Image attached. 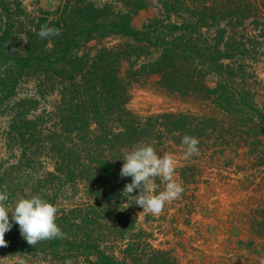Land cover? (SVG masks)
<instances>
[{"label":"trees","instance_id":"obj_1","mask_svg":"<svg viewBox=\"0 0 264 264\" xmlns=\"http://www.w3.org/2000/svg\"><path fill=\"white\" fill-rule=\"evenodd\" d=\"M152 1L156 15L141 28L133 27L134 17ZM62 2L54 13L36 16L22 0H0V112L12 114L2 139L10 156L18 148L21 151L16 163L9 157L0 161V191L8 192L6 203H14L24 190L21 171L34 170L36 158L45 151L54 171H47L44 183L61 178L82 182L90 203L71 210L73 215L69 212L56 218L64 238L35 245L15 239L11 248L55 252L61 239H68L66 233L72 232L80 237L72 246L88 264H154L158 255L160 264H168V251L149 243L151 254L144 263L137 252L142 249L143 253L139 243H130L120 259L107 250L102 239L145 237L141 232L129 233L136 228L134 196L138 194L123 192L127 184L126 177L120 176V163L107 155L117 142L134 144L145 131L140 116L126 106L129 91L134 82L157 76L167 91L213 97L218 105L226 103L223 109L227 112L244 113L249 108L264 122L254 101H243L250 90L243 92L234 85L237 79L253 76L247 62L256 60L264 48V0ZM44 24L59 28L61 35L40 39L38 32ZM116 38L123 42L108 45V39ZM210 74L219 79L215 88L206 84ZM54 93L58 98L50 102V110L43 108L42 114L32 115ZM153 119L169 131L189 130L184 113L151 115L147 121ZM151 123L148 128L153 130L156 123ZM41 180L34 186H40ZM118 207L125 211H117ZM130 212L132 217L127 219ZM114 213L120 216L121 225L110 223ZM18 233L15 224L5 237H18Z\"/></svg>","mask_w":264,"mask_h":264},{"label":"rangeland","instance_id":"obj_2","mask_svg":"<svg viewBox=\"0 0 264 264\" xmlns=\"http://www.w3.org/2000/svg\"><path fill=\"white\" fill-rule=\"evenodd\" d=\"M22 1L27 10L36 16L46 12L54 13L63 3L62 0ZM156 13V5L152 1L149 8L141 10L134 17L133 27L141 28ZM7 21L5 19L3 23ZM119 42H123V39H108V45ZM247 63L250 65L249 73L253 72V76H248L247 80L237 79L234 85L243 92L249 89L251 94L249 98L245 95L243 101H254L257 110L264 114V48L256 60ZM124 67L126 69L127 65ZM158 79L153 76L133 83L126 106L140 116L145 131L136 138L138 140L134 144L117 142L107 155L117 159L119 168H122L121 159L126 152L140 145H151L158 155L165 153L174 157V178L182 183L184 191L178 199L167 203L159 215L145 213L141 207L136 206V228L129 233L141 232L145 237H104L105 247L122 259L124 249L130 243H139L145 255L142 249L137 252L144 263L151 254V249L146 245L149 243L156 249L168 251L165 256L168 264H264V122L257 112L249 108L244 113L227 112L226 103L220 102V106L213 97L201 99L167 91L159 85ZM218 80L216 75L210 74L206 84L215 88ZM57 98V93L49 96L48 102H41L40 109L32 115L42 114L43 108L50 110V102ZM237 99L239 103L240 98ZM10 113L0 112V161L9 157V161L16 163L21 156L20 149H16L15 155L10 156L2 139L3 130L12 115ZM161 113L186 114L189 130L169 131L158 125L157 119H153L152 123L147 121L151 115ZM149 123L154 124L153 130L148 128ZM113 125L116 127V124ZM184 135L198 138L197 154L186 155L187 148L181 143ZM36 159L34 170L21 171L20 175L25 181L24 190L21 192L18 189L17 193H21L15 202L7 203L10 208L21 198L39 195L56 205L59 217L69 212L73 215L75 212L71 213V210L86 207L90 203L82 182L74 184L61 178L45 184L47 171H54V164L47 158L45 151ZM39 179L43 180L42 184L34 186ZM129 181V177H126V184ZM154 183L155 190L162 191L165 187L159 178ZM134 192L139 194V190ZM121 208L118 207L117 211L120 212ZM123 209L122 212L125 211ZM63 210L66 212L62 213ZM131 215L132 212L126 218L131 219ZM111 221H114V225H121L117 213L113 214ZM63 224L66 226V223ZM66 234L68 239H61V245L55 251L59 254L43 249L36 253L28 252L27 249L18 251L11 248V243L15 239L25 240L21 233H18V237H4L7 243L0 246V264H62L64 259L70 260L71 264H88L85 257L77 255V249L72 246L76 244V238L80 237H74L72 232ZM158 257L154 264H160L162 258L160 255Z\"/></svg>","mask_w":264,"mask_h":264},{"label":"clouds","instance_id":"obj_3","mask_svg":"<svg viewBox=\"0 0 264 264\" xmlns=\"http://www.w3.org/2000/svg\"><path fill=\"white\" fill-rule=\"evenodd\" d=\"M60 35L59 28L48 24L42 25L38 32L42 40ZM181 143L187 148V156L199 152L198 138L184 135ZM121 160H123L121 178H131L123 192L132 194L134 190H139V194L134 196L135 205L141 207L143 212L159 215L167 203L178 199L183 193L182 183L174 178L176 161L173 156L165 153L162 156L158 155L153 146L144 144L126 152ZM156 178L165 185L162 191L155 190ZM8 200V192L0 191V246L7 243L4 239L5 234L14 224L19 225L21 236L30 245L64 238L65 234L56 223L58 212L56 205L39 195L21 198L13 208L6 203ZM66 264H71V261H66Z\"/></svg>","mask_w":264,"mask_h":264}]
</instances>
